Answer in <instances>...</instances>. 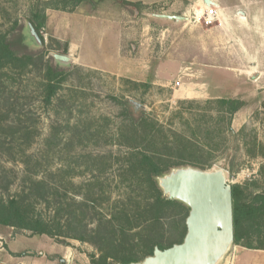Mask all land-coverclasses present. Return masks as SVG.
Masks as SVG:
<instances>
[{
    "label": "rangeland",
    "instance_id": "obj_1",
    "mask_svg": "<svg viewBox=\"0 0 264 264\" xmlns=\"http://www.w3.org/2000/svg\"><path fill=\"white\" fill-rule=\"evenodd\" d=\"M42 1L0 0V30L8 31L17 22L25 34L31 10ZM95 1L99 12L93 26L77 24L69 11L46 10L67 18L59 24L64 31L83 33L75 40L80 41L81 55L100 68L61 64L68 76L50 104L44 101L37 72L15 82L9 92L23 108L20 121L0 128V197L7 201L26 190L36 201L34 215L54 220L59 214L64 225L65 217L77 210L76 219L85 228L66 232L88 238L101 222L114 218L116 208L125 209L139 220L127 233L135 243L125 248L143 257L140 238L153 234L168 247L184 239L187 227L178 209L158 227L148 226L144 211L151 194L133 179L130 167L136 157L163 156L173 168H221L231 186L258 177L263 160L253 159L248 151L256 140H264V0H209L219 10L212 21L202 11L209 7L207 0L139 2L138 9L123 8L114 0ZM48 23L42 31L44 46L29 35L26 43L33 52L45 50L56 64L55 54L69 52L63 54L66 42L55 37ZM226 98L244 100L247 106L230 118L208 103ZM134 103L142 106L136 120L143 114L147 119L137 128L128 111ZM34 175L50 186L48 202L31 189ZM64 242L0 226V264L33 263L43 257L41 252L59 262L61 255L54 253L66 249L80 264L101 255L89 242ZM234 247L220 264L230 262ZM20 253L27 255H12Z\"/></svg>",
    "mask_w": 264,
    "mask_h": 264
},
{
    "label": "trees",
    "instance_id": "obj_2",
    "mask_svg": "<svg viewBox=\"0 0 264 264\" xmlns=\"http://www.w3.org/2000/svg\"><path fill=\"white\" fill-rule=\"evenodd\" d=\"M45 0L37 3L31 10L28 21L33 25L36 32L39 34L43 46L45 40L42 31L47 25L46 10L55 9L62 11H75L81 5H90L96 9L98 2L95 0H56L51 3ZM123 8L133 7L140 8L139 3H133L126 0H114ZM39 2V0H38ZM69 46L66 43L63 54L68 55ZM45 50L33 52L25 43L24 28L19 23H15L8 31L0 30V128L5 124H13L20 121V112L23 105L19 103L9 92L12 90L15 82L22 79L28 74L37 72L41 77L40 86L44 94V101L50 104L52 99L61 90L64 84L68 71L61 68L58 64H54L51 58H47ZM209 104L218 105L231 118L234 114L241 111L247 106V102L241 99H220L216 101H208ZM127 107V104L125 105ZM128 109V107H127ZM264 110V104L262 106ZM132 117V126L137 128L139 122H147L144 119L145 114H141V118L136 120L139 113H136L133 108L128 109ZM140 116V115H139ZM13 119V121H11ZM9 121V122H8ZM247 127L242 128L241 134H244ZM136 157V154H132ZM248 155L253 159H262L263 163L260 166L258 177L253 178L244 184L232 185L233 196V216H234V245L241 246L249 250L264 251V140L257 141L255 148L248 151ZM26 164V162H24ZM174 167V166H173ZM172 166H166L164 157L158 155L143 154L141 157H136V162L131 165L134 174V181L141 182L147 186V191L151 194L145 204L144 218H147V224L155 228L161 225L165 218H169L170 211L178 209L183 211V223L187 219L189 210L184 205L178 202L168 201L158 186L157 178L168 173ZM211 169L203 168V170ZM28 171V170H27ZM63 170H58L61 173ZM32 180L35 192L42 193L41 201L48 202L50 200L48 193L50 186L44 178L35 176ZM32 191V190H31ZM34 191V190H33ZM31 193L23 190L17 196L9 200H4L0 197V226L12 227L19 230L29 231L32 236H47L51 239H58L59 243H65L66 239H75L80 242H89L97 247L101 252L98 257L90 256L91 264H130L144 260L148 256H152L156 247L161 250L171 248L173 245L164 247L156 235L150 234L142 237L141 244L145 248L143 257H137L135 251L127 250V243L133 242L127 234L134 230L139 225V220L131 218L130 214L125 209H118L113 219L101 222L96 230H92V237L75 236L67 234V229L84 230L81 220L77 216V210H72L69 216H66L67 223L64 225L60 218H64L57 214L54 220L50 218L37 217L32 213L35 200H31ZM34 199V198H32ZM40 201V200H38ZM76 202V200H73ZM49 204V203H48ZM61 204V203H60ZM86 206V205H84ZM74 207L70 205L69 208ZM87 207V206H86ZM62 209V205L58 210ZM121 222L115 226V223ZM134 223H138L134 226ZM87 228V226H86ZM184 240V239H183ZM182 241L175 243L181 244ZM107 248L113 249L115 253H108ZM134 245V244H132ZM135 246V245H134ZM14 256H26V253L12 254Z\"/></svg>",
    "mask_w": 264,
    "mask_h": 264
},
{
    "label": "water",
    "instance_id": "obj_3",
    "mask_svg": "<svg viewBox=\"0 0 264 264\" xmlns=\"http://www.w3.org/2000/svg\"><path fill=\"white\" fill-rule=\"evenodd\" d=\"M207 4L211 5V2L207 0ZM159 17L186 20L182 17ZM24 35L25 43L29 35L39 47L43 46L29 21ZM53 57L59 66L71 63L69 56L55 54ZM132 108L139 113L142 106L134 103ZM157 182L168 201L188 208L187 233L181 244L165 250L156 247L152 256L130 264H220L231 251L235 239L232 186L227 182L225 170L183 166L172 168L158 177Z\"/></svg>",
    "mask_w": 264,
    "mask_h": 264
},
{
    "label": "crops",
    "instance_id": "obj_4",
    "mask_svg": "<svg viewBox=\"0 0 264 264\" xmlns=\"http://www.w3.org/2000/svg\"><path fill=\"white\" fill-rule=\"evenodd\" d=\"M129 2H133V3H143L144 5H148V4H155L160 2L161 0H126ZM81 7V8H80ZM79 8H77L75 11L70 12L68 14L71 15V18H76V22L77 24L79 23H83L85 22V26L90 25L93 26L94 25V21L95 18L98 14V9H92L89 10L87 7V5H81ZM83 8V10H82ZM81 9V10H80ZM86 9V10H85ZM60 11H55V10H51L48 11L47 15H49L48 21H49V25L52 24V29L55 33V37L59 40V41H65L68 46H69V57L71 60V63L77 64L79 63L80 65L87 67V68H100L97 67L95 65H91L89 63H87L86 61H84L82 55H81V44L80 41H75L78 40L79 38L82 37L83 33L81 31L78 32H73V34L71 32H66L63 30V27H59L60 23H64L67 18L65 17H61L59 15ZM62 13H66V12H62ZM242 12L238 13V16L240 19L245 20L246 16L245 14H243L242 16ZM61 21V22H60ZM55 25V27H54ZM75 35H77L78 37L75 38ZM76 57V58H75ZM103 69V68H101ZM12 252L16 253L17 251H13ZM264 251H259V250H249L246 248H243L241 246H235L233 251H232V255L230 258V262H228V264H264V254H262ZM45 253L41 252L40 255L43 257H39L36 258L35 261L33 263H29L28 264H63L62 261L64 260L65 263L64 264H80L78 263L79 259L76 258L75 253L72 250H61L60 252L57 251L54 253V256H56V254H60L61 258L63 259L62 261H53L49 258H47L45 255ZM49 255L50 252H49ZM48 255V256H49ZM23 264L24 261L22 262ZM87 264H91L90 261L87 262Z\"/></svg>",
    "mask_w": 264,
    "mask_h": 264
},
{
    "label": "built area",
    "instance_id": "obj_5",
    "mask_svg": "<svg viewBox=\"0 0 264 264\" xmlns=\"http://www.w3.org/2000/svg\"><path fill=\"white\" fill-rule=\"evenodd\" d=\"M209 7H206L205 10H204V14L209 21H212L213 19L217 18L219 16V10L218 8L212 6L211 5H208Z\"/></svg>",
    "mask_w": 264,
    "mask_h": 264
},
{
    "label": "bare ground",
    "instance_id": "obj_6",
    "mask_svg": "<svg viewBox=\"0 0 264 264\" xmlns=\"http://www.w3.org/2000/svg\"><path fill=\"white\" fill-rule=\"evenodd\" d=\"M198 6V5H197ZM200 6V5H199ZM205 10V8H203V10L202 11H204ZM197 14H201V11L200 12H197Z\"/></svg>",
    "mask_w": 264,
    "mask_h": 264
}]
</instances>
